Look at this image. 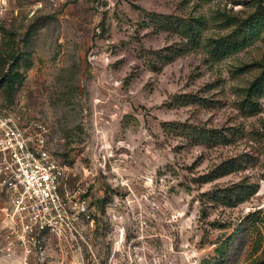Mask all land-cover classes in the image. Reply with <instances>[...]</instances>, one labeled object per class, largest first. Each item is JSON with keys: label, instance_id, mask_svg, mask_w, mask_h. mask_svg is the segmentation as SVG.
I'll list each match as a JSON object with an SVG mask.
<instances>
[{"label": "rangeland", "instance_id": "374dc122", "mask_svg": "<svg viewBox=\"0 0 264 264\" xmlns=\"http://www.w3.org/2000/svg\"><path fill=\"white\" fill-rule=\"evenodd\" d=\"M256 4L8 1L0 52L5 28L31 62L11 106L46 125L94 217L91 247L66 253L51 238L30 264H108L119 229L139 264H202L223 244L230 264L264 257V90L257 110L244 101L264 60V24L234 51L215 44ZM3 231L0 215L8 264Z\"/></svg>", "mask_w": 264, "mask_h": 264}, {"label": "built area", "instance_id": "2783aa9c", "mask_svg": "<svg viewBox=\"0 0 264 264\" xmlns=\"http://www.w3.org/2000/svg\"><path fill=\"white\" fill-rule=\"evenodd\" d=\"M9 0H0V19ZM48 128L21 110L0 104V215L8 264H30L44 258L55 238L62 252L91 247L94 225L89 196L68 183L70 165L48 146ZM108 264H139L144 256L119 229ZM90 257L93 259V255Z\"/></svg>", "mask_w": 264, "mask_h": 264}, {"label": "trees", "instance_id": "16d2710c", "mask_svg": "<svg viewBox=\"0 0 264 264\" xmlns=\"http://www.w3.org/2000/svg\"><path fill=\"white\" fill-rule=\"evenodd\" d=\"M257 4L255 10L248 14L246 17H236V25L230 30V32L220 35L216 39V45L218 49L223 53H228L238 49L241 45L250 40L264 24V0H256ZM185 27H190L183 24ZM182 25V26H183ZM3 39L8 41L5 43L7 47L0 52V89L3 88L5 92H9L6 95L8 102L1 101L3 106H11L13 100L12 90L14 85L22 80L25 75V70L30 66V60L28 53L22 51L18 46H15V36L13 34L8 35V30L3 28ZM255 64L260 67V72L257 77L247 86L246 97L244 101L249 103L252 110H257L259 107V101L253 96L259 91L264 90V60L255 61ZM242 107H245L242 104ZM225 137V135L223 134ZM223 139V138H222ZM221 139V140H222ZM243 200V196L240 193L235 199L230 196L229 202ZM217 256L205 258L202 264H228L229 255L226 244L216 248ZM230 264V263H229ZM244 264H264V257H256Z\"/></svg>", "mask_w": 264, "mask_h": 264}]
</instances>
